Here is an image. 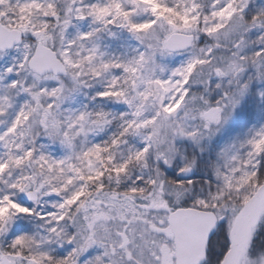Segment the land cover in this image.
<instances>
[{
    "label": "snow or ice",
    "instance_id": "snow-or-ice-1",
    "mask_svg": "<svg viewBox=\"0 0 264 264\" xmlns=\"http://www.w3.org/2000/svg\"><path fill=\"white\" fill-rule=\"evenodd\" d=\"M0 264H264V0H0Z\"/></svg>",
    "mask_w": 264,
    "mask_h": 264
}]
</instances>
